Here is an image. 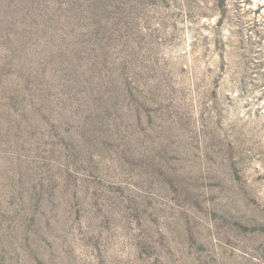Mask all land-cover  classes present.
I'll use <instances>...</instances> for the list:
<instances>
[{"label": "rangeland", "instance_id": "rangeland-1", "mask_svg": "<svg viewBox=\"0 0 264 264\" xmlns=\"http://www.w3.org/2000/svg\"><path fill=\"white\" fill-rule=\"evenodd\" d=\"M0 264H264V0H0Z\"/></svg>", "mask_w": 264, "mask_h": 264}]
</instances>
